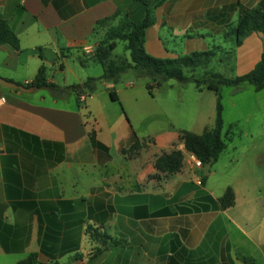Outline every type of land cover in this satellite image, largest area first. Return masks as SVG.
I'll use <instances>...</instances> for the list:
<instances>
[{
	"label": "crops",
	"instance_id": "crops-1",
	"mask_svg": "<svg viewBox=\"0 0 264 264\" xmlns=\"http://www.w3.org/2000/svg\"><path fill=\"white\" fill-rule=\"evenodd\" d=\"M258 1L0 0V14L19 39L18 49L0 45V76L29 86L43 65L55 83L47 65L64 73L66 59L75 56L81 68L96 63L101 71L60 86L99 77L102 65L82 50L102 38L96 21L116 10L140 20L145 5L154 16L144 34L148 54L174 58L221 50L222 41L234 44L225 34L240 9ZM235 47L242 53L241 75L259 60L264 34L252 32ZM119 57H129L122 42L111 54ZM118 82L99 81L79 103L74 93L55 98L47 88L0 86V264H14L30 252L38 254V264H249L240 254L264 264V87H230L222 97L223 125L239 131L223 150L225 160L218 163L219 155L196 167L179 132L201 134L214 125L215 92L160 85L151 112L145 84L122 74ZM135 138L141 146L131 150ZM172 149L183 152L181 170L158 171L156 158ZM227 187L234 203L216 207L213 201ZM88 227H103L112 238L93 257L86 256L96 245Z\"/></svg>",
	"mask_w": 264,
	"mask_h": 264
},
{
	"label": "trees",
	"instance_id": "trees-1",
	"mask_svg": "<svg viewBox=\"0 0 264 264\" xmlns=\"http://www.w3.org/2000/svg\"><path fill=\"white\" fill-rule=\"evenodd\" d=\"M145 6L144 17L140 20H132L127 14L120 15V11L116 10L113 15L96 21L95 31L103 28L104 33L89 57L102 65L103 72L99 77H87L80 83L60 86L47 80L45 67L40 65L29 86L36 89L47 88L55 98H65L70 93H74L79 103L81 95H90L95 92L99 81L116 83L122 73L131 71L135 76L146 79L145 86L150 94L152 88L169 79H174L182 84L193 82L196 88L205 87L213 90L216 94L214 125L211 128H205L201 134H193L186 130L179 132V139L183 142L186 151L192 153L202 164L213 162L227 145L222 136L224 125L221 86L242 89L249 85L255 91L261 90L264 87V51L253 68L244 74L224 77L218 72L208 70L201 77H195L192 71L198 67L205 68L211 58L220 51L219 47L195 51L174 58H161L148 54L144 49V34L145 29L154 24V16L152 8ZM117 16H119L118 22L111 24V21ZM252 32L264 34V0H259L250 8H241L236 23L225 35L231 37L234 45L238 46L241 40ZM119 42H122L123 50L128 51L129 57H119L114 60L111 58V54ZM2 44H8L12 48L18 49L19 39L9 22L0 14V45ZM85 61V58H79L81 65H84ZM185 69L188 70V74L184 71ZM109 94L112 100H117L113 91L110 90ZM224 134L226 137H231L233 126L229 127ZM140 146L141 143L135 138L130 149L133 150ZM183 160V152L179 149H172L169 152L161 153L154 164L158 171L172 174L181 170ZM213 203L221 209L231 206L234 203L232 188L227 187ZM87 233L96 241V245L86 255L87 257L96 256L108 248L112 238L103 227H88ZM82 257V254L74 255L75 259ZM240 258L246 263H252V259L244 255L240 254ZM38 263V254L30 252L14 264Z\"/></svg>",
	"mask_w": 264,
	"mask_h": 264
},
{
	"label": "rangeland",
	"instance_id": "rangeland-1",
	"mask_svg": "<svg viewBox=\"0 0 264 264\" xmlns=\"http://www.w3.org/2000/svg\"><path fill=\"white\" fill-rule=\"evenodd\" d=\"M222 46L224 47V49H221L219 52H217L216 56L212 57L209 64L205 67V68H202V67H198L197 69H195V71H192V73L194 74L195 77H201L203 75V73L205 71H215V72H218L220 73L221 75H223L224 77H234L237 72L240 71V69L238 68V61H239V57L241 58L242 56V53H238V51H236V47L233 45H230V44H227L226 41H222ZM118 50H121V48H117V51ZM187 69H185V72L187 73L186 71ZM97 71V72H96ZM101 71V68L98 64L96 63H89L87 68H81L79 66V63L77 62L76 60V57L73 56V57H70V58H67L66 59V70L65 72H60V70L58 69V67L55 65V66H51V65H47V70H46V73H47V76L49 78H53V80H55V83L56 84H63L64 80H67L66 82L68 83H73V82H77V77L80 76V75H83L85 73L89 74V76H94L95 74H98L99 72ZM84 76V75H83ZM122 76L124 77H130V78H133V80L137 83H143V84H146V79L143 78V77H137L134 75V73H132L131 71H127V72H124L122 73ZM1 77V76H0ZM119 80V79H118ZM118 82V81H117ZM168 83H171L174 85V87H176V89H182V91H186L188 92V89L191 90V91H196L195 90V84L193 82H187L185 84H182L174 79H169L165 82H163L160 86L162 88L161 89H166L167 87H170ZM119 84V82H118ZM158 86H155L154 88H152L151 90V94L147 93L148 95V99H150V101L152 102V105H150L148 108L150 110L151 108V112L156 110L157 106L159 104L158 102V98H153V96H155V94L158 93V90L157 89ZM231 86H221V89H222V92H221V97H227L228 95V90L230 89ZM185 89V90H183ZM48 90V89H47ZM185 96H190V94H186ZM260 96L262 98H264V89L261 90L260 92ZM187 100L190 99L189 97H186ZM245 102L247 104H250L251 103V100L249 98H245ZM221 103H222V99H221ZM222 107H223V104H222ZM233 112V111H232ZM233 115V114H232ZM151 119H157V116H151ZM239 122H237V125L239 126ZM233 126V134L235 133H238L239 129H237L235 125H231ZM230 126V127H231ZM225 130H227V127L224 128L223 132H222V136L223 138L225 139L227 146L231 147L230 143H232V141H230L233 137V134L231 135V137H226L225 136ZM238 140H239V137L238 136H235V139H234V144L238 145ZM232 144V145H234ZM230 153V152H228ZM225 154V157H226V153H224V151H222L219 155H221V158L219 160L218 163H221L223 161V159L225 160V157L223 156ZM206 167V166H205ZM205 167L203 169H205Z\"/></svg>",
	"mask_w": 264,
	"mask_h": 264
},
{
	"label": "water",
	"instance_id": "water-1",
	"mask_svg": "<svg viewBox=\"0 0 264 264\" xmlns=\"http://www.w3.org/2000/svg\"><path fill=\"white\" fill-rule=\"evenodd\" d=\"M0 86L15 89V90H20L22 92H29L34 89L33 87L24 86V85L15 83L13 81H10L8 79H5L3 77H0Z\"/></svg>",
	"mask_w": 264,
	"mask_h": 264
},
{
	"label": "built area",
	"instance_id": "built-area-1",
	"mask_svg": "<svg viewBox=\"0 0 264 264\" xmlns=\"http://www.w3.org/2000/svg\"><path fill=\"white\" fill-rule=\"evenodd\" d=\"M95 47L92 45H83L82 46V50L86 55H91L94 51ZM81 99H83V96H80ZM0 101L1 102H5V98L4 97H0ZM193 163L196 167H200L201 166V162L196 159V157L194 156L193 158ZM198 184L200 183V180L197 182Z\"/></svg>",
	"mask_w": 264,
	"mask_h": 264
}]
</instances>
